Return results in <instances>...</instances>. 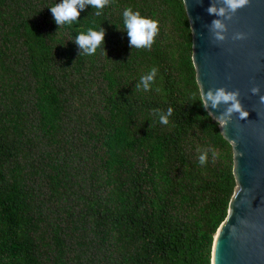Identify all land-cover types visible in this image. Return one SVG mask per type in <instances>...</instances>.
<instances>
[{
  "label": "trees",
  "instance_id": "1",
  "mask_svg": "<svg viewBox=\"0 0 264 264\" xmlns=\"http://www.w3.org/2000/svg\"><path fill=\"white\" fill-rule=\"evenodd\" d=\"M59 2L0 0V264H211L237 179L185 1L111 0L61 26ZM127 7L159 20L150 49L131 48ZM101 26L81 54L76 36Z\"/></svg>",
  "mask_w": 264,
  "mask_h": 264
},
{
  "label": "water",
  "instance_id": "2",
  "mask_svg": "<svg viewBox=\"0 0 264 264\" xmlns=\"http://www.w3.org/2000/svg\"><path fill=\"white\" fill-rule=\"evenodd\" d=\"M193 31V60L201 93L225 87L239 90L248 116L239 113L224 118L220 125L234 149L237 185L228 215L218 228L211 264H264V0H249L231 20L207 9L213 0H184ZM220 0H217L219 7ZM221 19L228 25L227 38L215 39L211 22ZM237 32L245 39L235 40ZM259 86L254 94L253 87ZM228 105L208 110L220 120Z\"/></svg>",
  "mask_w": 264,
  "mask_h": 264
},
{
  "label": "clouds",
  "instance_id": "3",
  "mask_svg": "<svg viewBox=\"0 0 264 264\" xmlns=\"http://www.w3.org/2000/svg\"><path fill=\"white\" fill-rule=\"evenodd\" d=\"M110 2L111 0H60L59 3L51 6V12L57 25H71L73 22L79 20L81 12L84 11L87 6L90 5L93 9H96V15H101L102 10L109 5ZM248 4L249 0H220L218 7L217 0H213L207 12L210 15L215 14L218 17H223L224 20L228 21L233 18L239 9ZM159 23V20L142 15L139 10L134 11L132 7H127L123 11V30L127 32L132 49H150L159 33ZM210 28L216 40L224 41L227 38L228 25L223 20L219 18L213 20ZM105 35L106 30L102 26L98 30L88 28L86 32H80L76 36L75 42L83 49L81 54L92 55L97 52L101 45H104ZM245 38L246 33L244 32H237L233 36L235 40ZM157 72L158 69L153 67L150 72L140 78L137 88H142L145 91L150 90ZM252 92L254 94L258 93L259 86L253 87ZM238 96L239 90L228 91L225 87H220L215 90L210 89L206 94L202 91L200 101L205 109L208 108L209 102H211L213 108L219 107L221 103L228 105L226 111L222 113L221 119L218 120V123L223 126L224 118L230 117L232 113H239L241 119L248 116V112L244 110ZM260 101L264 103V96L260 97ZM172 112L173 109L170 107L166 113L156 110L155 114L158 115L161 124L167 125L169 123V116L172 115ZM209 115H211V113H209ZM209 152H211L212 159L215 161L218 155L215 150L204 149L199 155L200 164L203 165L208 162Z\"/></svg>",
  "mask_w": 264,
  "mask_h": 264
}]
</instances>
